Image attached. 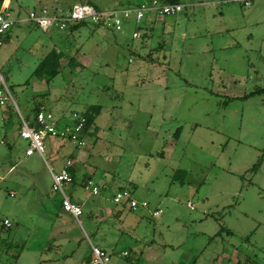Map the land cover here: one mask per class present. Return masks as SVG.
Here are the masks:
<instances>
[{"label": "rangeland", "instance_id": "1", "mask_svg": "<svg viewBox=\"0 0 264 264\" xmlns=\"http://www.w3.org/2000/svg\"><path fill=\"white\" fill-rule=\"evenodd\" d=\"M9 1L20 19L0 67L24 116L38 102L102 105L111 144L90 150L87 167L95 182L104 186L107 171L112 191L148 206L115 204L110 186L101 198L67 184L80 224L60 208L46 160L27 156L21 136L2 143L0 132V264H81L93 245L110 264H264V93L252 94L264 88V0H179L178 13L132 17L121 30L90 20L44 30L29 17L88 0ZM126 1L92 4L109 19L135 7ZM64 141L45 140L56 170Z\"/></svg>", "mask_w": 264, "mask_h": 264}, {"label": "built area", "instance_id": "2", "mask_svg": "<svg viewBox=\"0 0 264 264\" xmlns=\"http://www.w3.org/2000/svg\"><path fill=\"white\" fill-rule=\"evenodd\" d=\"M245 3H249L245 0ZM184 8L182 3H160L153 0L150 4H143L141 7L123 8L115 10L108 15L111 17L104 18L105 12L98 10L94 5L87 2H76L71 6L56 8L55 11H48L47 7H42L39 11H32L29 14L31 21L35 22L39 27L44 30L50 28L52 24H59L61 28L69 21H82L90 20L94 23H107L108 21L117 30H121L126 20L134 17L136 23L141 22L151 12L158 14L171 15L176 14ZM20 18H14L9 10V7L0 8V52L5 43V38L11 27ZM134 37L141 35L139 30L134 31ZM13 108L18 113L20 118L19 134L21 137L28 140L26 154L31 155L35 152L39 153L46 161L45 157V140L48 137H55L60 139L69 140L77 145L79 148H85L87 141L83 136L85 131L86 119L79 115L78 112L73 113V119L79 120L61 125L55 114L48 110L45 106H40L39 111L36 113L33 122L26 119L20 112L17 102L11 92L8 78L0 67V107L8 109ZM73 165V160L68 158L65 161L63 168L60 171H54L50 167L52 174V189L61 195L63 208L66 212L71 213L81 224L80 215L83 213L82 206L73 200L66 191V185L73 182V176L70 172V167ZM87 188H91L94 193L98 192V186L93 184L92 180L86 183ZM113 201L117 204L125 203L132 209L139 207H147L146 200L139 201L135 199L131 192L127 189H120L113 195ZM162 212L161 209L156 208L153 210V216H158ZM2 224L9 227L12 225L9 218H5ZM93 256L85 264H110V255L102 248L93 245ZM124 255L128 254L127 251L123 252Z\"/></svg>", "mask_w": 264, "mask_h": 264}, {"label": "crops", "instance_id": "3", "mask_svg": "<svg viewBox=\"0 0 264 264\" xmlns=\"http://www.w3.org/2000/svg\"><path fill=\"white\" fill-rule=\"evenodd\" d=\"M42 1L43 0H39V3H42ZM9 2H10L9 0H3L0 3V8H4L6 6H9L8 5ZM37 2H38V0H37ZM12 27H11V29H12ZM11 29L9 30V32L7 34L6 42H9V41L12 40L13 35H11ZM15 36L18 37V35L16 33H15ZM61 62H63L62 58H61ZM36 92L38 94L40 93V91H36ZM38 103L39 104H37V106H39V105L42 106L43 105V106H45L48 109V105L46 103H44V102H38ZM9 108L10 107H8V109H3L2 107H0V118L2 120V122H1L2 126L1 127L2 128L4 127L0 131V132H2V134H1V140H2L1 142L2 143L3 142H7L9 140L12 141L13 139L15 140L16 136H20V134H19L20 124L18 123L17 125H15V122H17V121H15V115H13L11 118L9 117L10 116V114L8 113V112H10ZM103 109H105V108H103L102 105H101V109H100L98 115L96 116L95 121L91 124V126L89 127V129H88V131L86 133L87 137L92 136L91 137L92 138V144L90 142V145H88V142H87V145H86L85 148H79V147H77V145L75 143H74L75 145H72V144L69 143L71 141L66 140V141H69V142L64 141L59 146L58 150H56L55 153H54L55 154L54 156H56V158H58V157L60 158L61 157V159H62V164H61L60 168L58 170H56L49 163L48 160L46 162H47V165L49 167V170H50V167H51L52 170L58 172V171H60L63 168V166L65 164V161L68 158H71L73 160V165L71 167V173H72V176H73V182L72 183H76L79 186L81 185L85 189L86 192H89V193H85V197H88V196H91V195H100V196L102 195V196L105 197V195L101 194L102 188H105V190L108 191V188L110 186L111 192H110V197L109 196L108 197H109V199H111L113 201V195L115 194V192L117 190L112 191V189L114 187V186H112V182H109V184H108L109 179L112 178V176L109 174V172L106 171L104 173V175L101 177L102 181H105V185L103 186V184H100L99 182H95V180H94V177L96 175L95 169L91 171L87 167L89 159L92 158L91 157L92 154H91L90 150H92L93 148H96L97 146L99 147L100 143H104L105 144V142H107L106 141V136L105 137L103 136L105 134H102L105 131V127H104V125L101 124V120H99L100 116L102 115ZM19 110L21 111L20 108H19ZM48 110H50V109H48ZM50 111H52L55 114V116L57 117V119L59 120L61 125L74 122L73 113L74 112H78L77 109L68 110V109H66L64 107V105L58 104V103H57L56 109L55 110L52 109ZM21 113L24 116V113L22 111H21ZM31 115H32V118H29V119L27 117H25V116L24 117L26 119H28L29 121L30 120L33 121L35 114H31ZM103 124H105V123H103ZM8 136H10V137H8ZM62 140H65V139H62ZM88 141H90V138H89ZM108 144H111V143H108ZM171 148H173V147L172 146L170 147L171 151H168L167 153L164 152L165 154H163V155L164 156L171 155L172 154V149ZM106 150H104V151H106ZM45 152H46V148H45ZM35 153H33L31 155H27V154L26 155L27 156H32ZM45 157H46V155H45ZM46 159H47V157H46ZM28 171L31 172V170H28ZM50 173H51V170H50ZM89 179L93 181V184H95V185H97L99 187L97 193H94L91 188H87L86 187V183H87V181ZM51 181H53L52 180V174H51ZM106 185H108V186H106ZM14 194H15V192H11V195H14ZM89 194H91V195H89ZM102 196H101V198H103ZM115 204H117V203H115ZM106 211L108 213H112V209L111 208L110 209H106Z\"/></svg>", "mask_w": 264, "mask_h": 264}, {"label": "trees", "instance_id": "4", "mask_svg": "<svg viewBox=\"0 0 264 264\" xmlns=\"http://www.w3.org/2000/svg\"><path fill=\"white\" fill-rule=\"evenodd\" d=\"M3 0H0V3L2 2ZM89 1V3L90 4H92L93 2V0H88ZM152 1L153 0H137V1H135L134 3H132V1L131 0H128V1H126V2H128V5H134L135 7H141L144 3L145 4H150V3H152ZM158 2H160V3H176V2H179V3H181L179 0H157ZM122 3V2H121ZM92 5H94V4H92ZM95 6V5H94ZM96 8H97V6H95ZM98 10H102V9H100V8H97ZM155 14H158V13H155ZM147 18V17H146ZM146 18H144V19H146ZM143 19V20H144ZM142 20V21H143ZM84 20H82V22H83ZM100 24H102L101 22H99L98 24H96V25H100ZM136 30H139V29H136ZM8 34V33H7ZM6 38H7V35H6ZM6 38H5V41H6ZM60 59H58V61H59ZM57 63V62H56ZM264 93V88H261V89H257V90H255L254 92H252V94H263ZM13 107L12 106H10V108H9V111H12L11 109H12ZM39 109H40V105L39 106H36L35 108H34V113H35V115H36V113L39 111ZM100 109H101V105H99V104H96V105H91L90 107H89V109H87L86 111H84V112H78V114L79 115H81V116H83L85 119H86V121H85V131H84V133H83V136L85 137L86 136V132L88 131V129H89V127L91 126V124L95 121V118H96V116L98 115V113H99V111H100ZM13 115H15V116H17V118H18V120H19V124H20V118H19V115H18V113L16 112H13V114H11L9 117L11 118ZM35 115H34V117H35ZM31 121V120H30ZM78 122L79 120H74V122ZM31 122H33V121H31ZM72 167V166H71ZM71 167H70V172H71ZM72 174V173H71ZM60 208L63 210V211H65L64 210V208H63V205H62V201H61V204H60ZM71 214V213H70ZM3 226H5L4 224H3ZM7 227V226H6ZM1 228V227H0ZM96 246V245H95ZM91 254V255H90ZM88 256H85V262L86 261H89L91 258H92V256H93V249L92 248H90L89 250H88V254H87ZM90 258V259H89ZM85 262H83V263H81V264H85Z\"/></svg>", "mask_w": 264, "mask_h": 264}]
</instances>
